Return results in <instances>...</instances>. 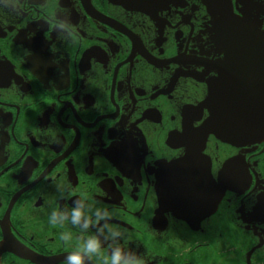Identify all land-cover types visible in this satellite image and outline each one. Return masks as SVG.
<instances>
[{
    "label": "flooded vegetation",
    "instance_id": "1",
    "mask_svg": "<svg viewBox=\"0 0 264 264\" xmlns=\"http://www.w3.org/2000/svg\"><path fill=\"white\" fill-rule=\"evenodd\" d=\"M262 113L264 0H0V264H264Z\"/></svg>",
    "mask_w": 264,
    "mask_h": 264
},
{
    "label": "clouds",
    "instance_id": "2",
    "mask_svg": "<svg viewBox=\"0 0 264 264\" xmlns=\"http://www.w3.org/2000/svg\"><path fill=\"white\" fill-rule=\"evenodd\" d=\"M60 191L61 195H63V188ZM82 215L81 206L79 202H77L76 207H72L68 215H65L63 211L57 208H53L48 215V223L51 225H63L70 216L72 225H80L86 228L89 221L85 219L84 223L81 225ZM95 219L98 221L99 217H95ZM118 234L119 231L112 232L113 236ZM60 237L65 242L69 239L68 235L63 231H61ZM104 243L105 241L102 240L99 235L89 234L87 238L82 239L80 246L66 254L64 257L66 264H88V261L94 256L100 255L103 251L102 246ZM108 248H111V251L105 256L104 264H143V260L140 257L133 252H125L122 246L113 247L111 244H108Z\"/></svg>",
    "mask_w": 264,
    "mask_h": 264
},
{
    "label": "water",
    "instance_id": "3",
    "mask_svg": "<svg viewBox=\"0 0 264 264\" xmlns=\"http://www.w3.org/2000/svg\"><path fill=\"white\" fill-rule=\"evenodd\" d=\"M231 27L233 29H236L239 27L238 23H231ZM217 111L214 112L213 111V116L209 119L208 123L206 124L207 126L205 127V131L209 132H215L216 135H218V137L224 139V140H229L232 138H235L237 136V131H235L234 133H231L229 131V125L230 123L235 124L236 126H240L242 127L244 125V117H240V118H236L235 120H231L229 118V113L227 112V110L223 107L220 106H215ZM214 107V108H215ZM263 116V119L261 120H254L251 118L249 125H250V129L246 132V136L247 137H251V139L253 138H258L261 136L262 132H264V113L261 114ZM248 123V121H247ZM245 122V124H247Z\"/></svg>",
    "mask_w": 264,
    "mask_h": 264
}]
</instances>
